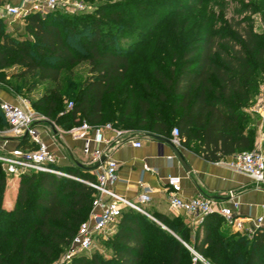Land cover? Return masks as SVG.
Here are the masks:
<instances>
[{
	"label": "trees",
	"instance_id": "obj_1",
	"mask_svg": "<svg viewBox=\"0 0 264 264\" xmlns=\"http://www.w3.org/2000/svg\"><path fill=\"white\" fill-rule=\"evenodd\" d=\"M186 1L100 0L92 15L82 17L59 10L33 13L23 20L24 34L9 32L0 17V81L33 77L28 92L45 85L32 106L66 131L86 121L171 138L178 128L181 145L213 163L251 152L257 133L248 109L264 79V31L252 16L258 12L264 28V0L259 7L252 0ZM209 4L220 15L208 13L191 38L170 49L171 60L156 64L149 44L166 18L151 25L147 11L172 5L185 15ZM144 12V20L149 18L141 23ZM9 69L12 77L6 75ZM7 129L0 107V132ZM19 147L38 148L28 137ZM66 170L76 179L22 176L16 204L8 210V175L0 162V264H30V258L52 264L88 221L98 192L81 181L96 177L80 168ZM152 216L157 221L124 209L115 234L103 244L108 255L94 250L73 264H203L194 262L196 254L208 264H264L262 228L252 236L231 233L222 230L226 222L214 213L193 237L183 218Z\"/></svg>",
	"mask_w": 264,
	"mask_h": 264
},
{
	"label": "crops",
	"instance_id": "obj_2",
	"mask_svg": "<svg viewBox=\"0 0 264 264\" xmlns=\"http://www.w3.org/2000/svg\"><path fill=\"white\" fill-rule=\"evenodd\" d=\"M15 3L16 0H0V10L3 8L2 5ZM0 17L2 18L1 14ZM21 23L15 30L11 28L10 30L24 32L25 23L24 21ZM3 103L20 104L16 94L0 89V105ZM248 114L252 120L251 126L257 133L253 151H263L264 102L260 100L259 95L248 109ZM37 128L41 141L55 154L59 166L66 169H83L78 166L81 164L85 167L83 170L94 174L96 170L92 169L96 163L92 161V157L84 154L85 142L82 139H76L62 127L52 125L46 117L37 124ZM122 130L128 132L124 136L126 141L108 153V156L118 164V179L111 189L120 198L139 204L140 195L145 189H150L152 200L143 205L148 216L155 221L157 220L152 215L181 217L190 226L194 237L201 220L184 212L175 211L169 204L168 180L177 177L181 180L180 195L183 199L202 197L213 201L216 210L232 209L235 218L243 225L242 231L227 224L222 230L252 236L251 234L258 229H264V188L259 187L249 176L231 169L229 164L234 156L213 163L182 145H176L185 159L184 165L169 145L162 144L154 138L158 135L145 130L134 131L126 128ZM113 136V133L106 132V138L110 139ZM20 142L21 140L10 132H0V154L13 151L19 147ZM137 142L141 143L140 148L134 146ZM100 148L105 150V145H101ZM19 179L12 177L13 188L6 194L4 201V206L8 210L14 208ZM259 219H263L261 225H258ZM116 228L117 226L110 227L106 236L112 237ZM102 238L104 237H99L97 242Z\"/></svg>",
	"mask_w": 264,
	"mask_h": 264
},
{
	"label": "built area",
	"instance_id": "obj_3",
	"mask_svg": "<svg viewBox=\"0 0 264 264\" xmlns=\"http://www.w3.org/2000/svg\"><path fill=\"white\" fill-rule=\"evenodd\" d=\"M15 4H8L7 13L11 18L24 20L33 13L45 15L55 12L60 7V0H16ZM8 124L9 132L15 137L22 140L28 137L31 143L38 146L36 150L16 148L13 151L0 155V162L5 173L9 177L21 178L22 176L35 173H52L62 177L76 179L70 175L62 173L56 168L57 157L49 148L41 141L37 124L45 117L36 116L31 110L28 102L23 101L18 105L3 103L0 105ZM72 104L69 105V108ZM74 138L82 139L85 142L84 154L92 157V161L97 163L101 161L103 156H107V160L101 167L94 172L96 182L81 181L98 192L93 201V207L90 218L84 222L74 237L70 250L63 257L62 262L56 264H73L76 257L91 253L95 247V243L101 236H105L112 226H117L122 216L123 207L131 208L143 214H147L143 205L151 202V190L145 189L139 197V204L126 201L120 198L111 186L118 179V164L112 160L108 153L116 146L124 143L127 131L117 129L111 124L103 126H91L86 121L80 125L73 127L68 131ZM106 132L113 133V137L106 138ZM180 130L175 128L172 131L171 141L180 146ZM101 145H105V150L101 149ZM134 146L140 148V142L134 143ZM231 169L249 176L259 187L264 188V153L261 150L244 152L234 156L230 162ZM168 200L171 208L175 211H181L188 216L203 220L211 214L222 216L227 225L243 230V225L235 218L232 209L216 210L214 202L202 197L185 200L181 197L182 190L181 180L172 177L168 180ZM121 202L119 205L117 203ZM263 219L258 220L261 225ZM254 234V233H253ZM251 234V235H253ZM203 261L196 254L194 262Z\"/></svg>",
	"mask_w": 264,
	"mask_h": 264
},
{
	"label": "rangeland",
	"instance_id": "obj_4",
	"mask_svg": "<svg viewBox=\"0 0 264 264\" xmlns=\"http://www.w3.org/2000/svg\"><path fill=\"white\" fill-rule=\"evenodd\" d=\"M123 2L129 1V0H122ZM170 4L171 2H175L176 0H169ZM188 1V0H187ZM186 1V4L188 3ZM228 1V0H227ZM263 0H252V3L256 5V7H259L260 3ZM100 4V0H96L92 3H87L82 0H60V7L59 11L66 15L67 17H82L87 15H92L93 11L96 9V7ZM3 8L0 10V14L2 16V19L6 21L7 23V29L9 32H12L10 28L15 30L16 27H18L19 23L23 20H13L7 13L8 4L2 5ZM174 6L172 8V5H169V7H161L158 10H154V8H151L147 11L148 16H152V24L151 25H157L159 17L166 18V23H164V26L160 29L158 34L153 38L151 43L149 44V54L154 55V62H157L156 64H163L171 60L172 58V52L173 50H178V41L180 40L182 44H184L191 36L193 35L194 31L200 26L199 24L201 21L208 16V13L215 12L217 15L219 14V11L215 8V6L209 4L205 8H200L195 11H188L185 15L177 14L175 10L177 9ZM169 11H172L173 13H169ZM147 13L144 12V16L142 18V22H146V19L149 18L148 16L145 18V15ZM232 14H229V17H231ZM214 16V15H213ZM252 18L255 21V26L259 31H264L263 25L261 23V17L260 14L254 13ZM159 24V23H158ZM177 28V30H175ZM22 34L25 33L21 32ZM170 49H172L170 51ZM79 72L83 75L86 74L85 69L79 68ZM14 73V69H9L6 71V75L9 77H12ZM34 81L33 77H28L25 81H18L14 79L13 77L10 79H7L6 81H0V89L7 90L11 93H14L17 95L18 100L20 103H23V101H26L30 104L31 110L35 113L36 116H40L41 114L38 113L32 106V101L38 100L41 96V94L44 91L45 85H40L37 90L34 91H26L28 89V86L31 85V83ZM260 94L259 98L262 102H264V79L261 81L260 84ZM47 118V117H46ZM48 120V119H47ZM5 132H9V130H5ZM8 134V133H7ZM264 147V143H263ZM3 155V154H0ZM59 160L57 159V163ZM57 169L60 170L62 173H65L68 175V171L66 168L59 166L57 164ZM7 192L6 194H9L11 189L13 188V182L12 177L7 176ZM20 180V179H19ZM16 204V201H15ZM15 206V205H14ZM126 209V208H125ZM124 210V209H123ZM110 237L104 236V238L100 239L99 242L95 243L94 249L91 251V253L94 250H100L102 254L108 255L103 244L109 239ZM187 248H189L192 253L193 250L186 244ZM70 250V246L66 248V250L59 256V258L53 262L52 264L60 263L63 260V257L68 251ZM203 264H208L204 259L201 261ZM30 264H36V260L34 258H30Z\"/></svg>",
	"mask_w": 264,
	"mask_h": 264
},
{
	"label": "water",
	"instance_id": "obj_5",
	"mask_svg": "<svg viewBox=\"0 0 264 264\" xmlns=\"http://www.w3.org/2000/svg\"><path fill=\"white\" fill-rule=\"evenodd\" d=\"M154 138L157 141H159L160 143H162V144L169 145L172 148V150L175 152V154L181 159L182 163L185 165V159L181 155V153H180L179 149L177 148V146L170 139L163 138V137H158V136H154ZM106 160H107V156H103L102 159H101V161L97 162L96 165H95V167L92 170L93 171L94 170H98L101 167V165L106 162ZM78 166L81 167V168H83V169H85V167L83 165H81V164H78ZM117 204L121 205L122 203L119 202Z\"/></svg>",
	"mask_w": 264,
	"mask_h": 264
}]
</instances>
